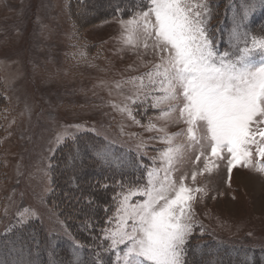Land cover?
<instances>
[{"label": "rangeland", "instance_id": "1", "mask_svg": "<svg viewBox=\"0 0 264 264\" xmlns=\"http://www.w3.org/2000/svg\"><path fill=\"white\" fill-rule=\"evenodd\" d=\"M117 1L86 0V5L75 10V21L70 0H0V74L8 98L0 124V159L4 164L0 174V235L32 220L44 224L48 233H62L56 223L58 210L51 202L52 166L66 142L78 140L84 133L102 136L123 150L122 154H109L116 163L126 160L128 152L144 162L147 182V172L161 166L160 151L167 147L160 139L165 132L156 129L172 134L186 128L176 122L178 113L168 120L159 119L167 104L154 108L151 96L144 95L133 103L126 99H135L131 84L116 87L118 81L147 72L152 66L148 61L157 60L152 54L143 55L142 48L132 50L121 44L119 20L132 16L104 17L101 12ZM222 1L211 0L213 14L225 9ZM255 11L253 18L264 21V8ZM224 21L216 17L210 20L221 52L229 49L228 34L233 26ZM249 29L252 33L253 28ZM113 105H128L139 123ZM149 123L155 129L149 131ZM65 133L68 135L58 142L57 137ZM174 144L186 145V138L179 136ZM91 154L81 145L72 153V162L70 156L60 160L59 172L65 175L61 192L65 186L77 196L80 189L74 186V179L79 185L101 175L100 169L81 165L80 159L88 160ZM197 155L198 149L185 147L176 165L179 170L174 173L177 180L187 173L186 184L207 192L203 199L197 193L193 202L195 223L186 245V264L248 263L251 258L233 254L241 247L261 250V254L251 252L254 264H264V174L237 166L229 176L226 160H220L215 161L219 167L211 174L197 175L193 183L191 172L203 168V158L197 162ZM252 160L264 163L254 149ZM96 189L91 186L83 196L93 198ZM25 210L28 212L22 218ZM70 249L76 259L80 257L76 248Z\"/></svg>", "mask_w": 264, "mask_h": 264}, {"label": "snow or ice", "instance_id": "2", "mask_svg": "<svg viewBox=\"0 0 264 264\" xmlns=\"http://www.w3.org/2000/svg\"><path fill=\"white\" fill-rule=\"evenodd\" d=\"M136 7L130 19L119 20L121 44L142 48L143 55L157 60L148 61L152 66L147 72L118 81L116 87L131 84L135 99H126L133 103L144 95L151 96L154 108L167 104L159 119L178 113L176 122L186 128L172 134L156 129L165 132L160 137L167 145L160 151L162 164L147 172L146 184L129 186L116 198L114 217L109 218L114 226L104 229L102 237L108 242L103 250L109 259L97 254L94 264H186L195 223L193 202L197 193L203 199L207 192L186 184L187 173L178 180L174 176L185 147L199 150L197 162L203 158V168L191 172L193 183L197 175L211 174L220 160H226L229 176L237 166L264 174V163L252 160L253 149L258 160H264V34H252L245 25L251 13L264 8V0H242L235 6L230 46L223 52L210 28L211 0H140ZM156 92L160 95H153ZM113 107L139 123L128 105ZM147 127L155 129L151 123ZM66 135L58 136V142ZM179 136L186 138V145L174 144ZM98 157L108 160L103 152ZM133 197L142 199L133 202ZM0 264L10 261L0 259Z\"/></svg>", "mask_w": 264, "mask_h": 264}, {"label": "trees", "instance_id": "3", "mask_svg": "<svg viewBox=\"0 0 264 264\" xmlns=\"http://www.w3.org/2000/svg\"><path fill=\"white\" fill-rule=\"evenodd\" d=\"M241 2L242 0H239L238 3ZM222 3L225 4V9H218L213 17H216L217 20L225 19V23L231 22L232 24V17L237 12L235 7L238 5L237 0H223ZM86 4V0H70L72 17L75 18L76 9ZM138 4H140V0L133 3L119 0L101 12L104 17L108 14L111 17L124 18L133 16L134 12L138 10L136 7ZM256 12L249 15L250 20L245 21V25L248 29L253 28V34L261 35L264 34V21L261 22L258 21L259 19L253 18ZM5 90L0 74V124L8 107ZM81 145H84L88 151H92L88 160L80 159L81 165L85 168H98L101 175L95 180H84L79 185H75L76 179H74V186L76 189H80V194L75 196L70 194L69 187L64 186V193L60 191L61 186L65 183V175L59 172L61 170L60 160L70 156L69 159L72 162V153ZM122 151V149L114 147L107 139L94 133H84L78 140L66 142L62 148L60 147L52 166L51 202L58 210L56 223L61 225L58 227L62 233H48V228L42 223L39 224L37 220L18 227L15 226L0 235V259L7 257L10 264H16L17 261L21 264H94L96 255L99 254L107 261L109 253L104 252L103 249L108 242L102 237L103 230L111 228L114 224V220L110 223L109 218L114 217L117 206L116 198L121 192L126 193L129 186L134 187L147 183L144 162L139 161V158L134 154L129 155L131 152L127 151L128 158L122 159L121 163H116L109 155L116 152L122 154ZM98 152L106 153L108 160L100 159ZM3 167V161L0 159V174ZM91 186L97 188V193H93V198H85L83 194L91 190ZM70 248H76L80 257L76 259ZM244 249L241 247L240 250L234 251V256H237L239 252L238 256H243L246 259L251 258L249 262L254 264L256 258L253 253H257L258 250L246 251ZM258 253L261 254V250ZM112 259L114 260V257ZM249 262L243 264H249Z\"/></svg>", "mask_w": 264, "mask_h": 264}]
</instances>
